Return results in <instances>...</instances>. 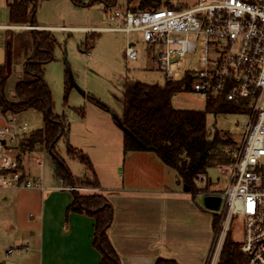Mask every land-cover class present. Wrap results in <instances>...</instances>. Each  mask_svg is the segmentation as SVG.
Listing matches in <instances>:
<instances>
[{
	"label": "rangeland",
	"instance_id": "374dc122",
	"mask_svg": "<svg viewBox=\"0 0 264 264\" xmlns=\"http://www.w3.org/2000/svg\"><path fill=\"white\" fill-rule=\"evenodd\" d=\"M9 1L11 0H0L2 24L10 22ZM83 1L89 4L80 6L73 0H37L34 19L37 23L56 25L103 26L108 24V14L113 7L128 6L139 9V0L129 4L127 0H116L115 4L109 6H106L103 0ZM190 1L196 2V0H168V2L159 0V4L182 7V2ZM24 25L28 24L18 26L20 28L0 27V47H5L11 68L4 90L6 97L11 100L18 99L14 92V84L18 80L32 77L24 71V61L33 51L31 27L24 28ZM50 35L54 39L51 58L44 61L41 68L44 82L50 91L52 113L63 117L64 132L54 142L52 148H47L43 142L37 141L29 149L25 145L26 141L31 134L43 127V114L33 108L6 112L16 113L19 118L26 120L28 129L31 130L25 137L27 139L20 145V150L25 153L23 168L27 172L29 171L49 190L53 186L68 185L60 176L67 169L75 179V184L82 187L78 189L80 194L95 193L93 188L85 184L86 181L82 182L86 178L89 183H93V172L100 178L107 176V181L114 183L110 175L121 177L129 166L142 167V163L134 158H130V163L126 161L124 165L131 151L126 153L124 151L122 130L116 124L113 114L121 115L123 85L126 81L139 80L158 84L165 82L164 74L156 62L157 47L141 41L139 32H131L127 36L121 31L60 28L50 29ZM128 39L135 42L138 51L136 59H127L125 56ZM196 56L197 51L188 53L183 58L184 66L197 69ZM95 98L103 102L106 108L95 103L93 101ZM172 102L177 108L202 110L205 108L206 99L191 91L182 90L173 96ZM0 110L2 111L1 108ZM239 117L237 113L206 114V127L210 135L213 130H217L221 138H230L233 142L220 147L221 153L227 154L229 160L213 163L207 169L203 183L198 184L194 179L196 189L192 191L215 190L227 184L229 179L227 170L231 169L236 159L244 133L239 126ZM69 146L74 152L81 151L86 154L94 170L76 154L68 152ZM34 156L41 159V164L33 160ZM155 156L169 174L175 173L173 168L165 165L157 155ZM218 166H225L226 170L219 173ZM129 179L133 181V178ZM25 190L27 189L0 187L1 258L8 254L10 258L17 259L19 252L27 251L19 247L26 245L25 229L32 218H37L38 213L33 208L23 207L20 204L11 206L5 201L7 195L8 201L11 202L13 197L9 195L15 191ZM220 210L221 206L213 211ZM226 232L232 240L238 242L241 240L240 216L231 217Z\"/></svg>",
	"mask_w": 264,
	"mask_h": 264
},
{
	"label": "built area",
	"instance_id": "2783aa9c",
	"mask_svg": "<svg viewBox=\"0 0 264 264\" xmlns=\"http://www.w3.org/2000/svg\"><path fill=\"white\" fill-rule=\"evenodd\" d=\"M92 29L121 31L127 36L139 32L141 41L157 47L156 62L165 81L189 74L188 91L198 96L206 99L221 94L235 102L247 99L246 111L239 114L244 133L236 159L227 170V184L196 192L217 195L221 200V227L206 264L216 263L232 216L241 217L239 248L247 263L264 264V0H196L186 7H115L108 14V24ZM195 51L198 68L184 66L183 58ZM125 56L137 58L134 41L128 39ZM30 131L26 120L0 110V187L48 189L23 168L25 153L20 145ZM32 158L41 164L39 157ZM224 170L225 166L217 167L219 173ZM206 175L198 173L196 183H203ZM61 188L82 189L73 183ZM19 248L29 249L28 245Z\"/></svg>",
	"mask_w": 264,
	"mask_h": 264
},
{
	"label": "crops",
	"instance_id": "0c3cea01",
	"mask_svg": "<svg viewBox=\"0 0 264 264\" xmlns=\"http://www.w3.org/2000/svg\"><path fill=\"white\" fill-rule=\"evenodd\" d=\"M193 3L181 4L186 7ZM18 26L0 23V27ZM23 27L92 29L97 26L39 22ZM6 60L5 47H0V63ZM155 155L152 151H131L124 165L134 158L142 167L129 166L121 177L110 175L114 183L108 182L107 176L98 175L99 186L91 187L112 207L111 222L106 229L109 243L120 264H155L158 259L175 264H206L218 232L214 228V211L204 205V195L185 191L176 172L169 174ZM61 186L42 192L38 189L15 191L9 195L13 197L11 202L6 196L7 204L33 208L38 215L37 221L32 218L25 229L24 240L29 249L19 252L17 259L8 254L0 256V264L100 263L102 253L93 244L94 217L68 210L74 199L73 190Z\"/></svg>",
	"mask_w": 264,
	"mask_h": 264
},
{
	"label": "trees",
	"instance_id": "16d2710c",
	"mask_svg": "<svg viewBox=\"0 0 264 264\" xmlns=\"http://www.w3.org/2000/svg\"><path fill=\"white\" fill-rule=\"evenodd\" d=\"M77 5L89 3L83 0H73ZM105 5H113L116 0H103ZM134 0H127L131 3ZM159 0H139L138 7L143 9L152 6ZM9 24L38 25L34 19L37 0H11L8 3ZM33 51L24 61V71L31 79H21L14 84L17 100H11L5 95V84L11 73L10 63H0V108L2 111L19 112L28 108L40 111L44 117L43 127L36 130L26 141L30 149L39 141L47 148H52L54 142L64 132L63 117L53 114L51 110L50 91L44 82L41 64L51 58L50 53L54 39L50 29L31 28ZM191 75L187 74L180 80L165 81L163 84L145 83L139 80H129L123 85V107L121 115L113 114L116 124L122 130V144L125 153L128 151H152L161 161L173 168L178 181L186 184L189 190H195L194 179L198 173H206L213 163L228 161L227 154H222L220 147L233 142L230 138L223 139L217 130L210 135L206 127V114L243 113L246 111L241 102L227 100L221 94L206 98L205 108H177L172 98L179 91L190 89ZM93 101L106 108L103 102ZM108 108V107H107ZM68 152L76 154L90 169H93L88 156L81 151H75L69 146ZM57 167V166H56ZM94 170V169H93ZM93 172V183L87 180L86 185L98 187L97 176ZM65 182L73 183L71 173L66 169L60 174ZM62 180V179H61ZM73 202L68 210L84 212L95 219L93 244L101 251L99 264H120L119 258L109 243L106 229L112 218V207L108 200L99 193L80 194L73 190ZM221 210L214 212V228L220 231L219 222ZM219 228V229H218ZM217 232V234H218ZM175 264L173 261L158 259L155 264ZM215 264H248L247 257L240 251L239 242L232 240L226 232L221 243Z\"/></svg>",
	"mask_w": 264,
	"mask_h": 264
},
{
	"label": "water",
	"instance_id": "95a60500",
	"mask_svg": "<svg viewBox=\"0 0 264 264\" xmlns=\"http://www.w3.org/2000/svg\"><path fill=\"white\" fill-rule=\"evenodd\" d=\"M159 4L158 3H153V6L154 7H157ZM6 61H8V60H6ZM55 166H56V164H55ZM183 189L185 190V191H188L189 190V188H188V186L186 185V184H183ZM203 202H204V205L207 207V208H209V209H211V210H217L219 207H220V202H221V200H220V197L219 196H217V195H210V194H207V195H204L203 196Z\"/></svg>",
	"mask_w": 264,
	"mask_h": 264
}]
</instances>
